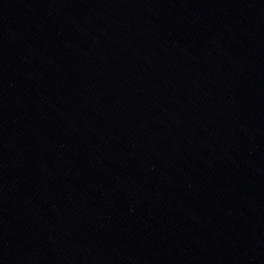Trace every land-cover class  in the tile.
Wrapping results in <instances>:
<instances>
[{
  "label": "water",
  "instance_id": "95a60500",
  "mask_svg": "<svg viewBox=\"0 0 264 264\" xmlns=\"http://www.w3.org/2000/svg\"><path fill=\"white\" fill-rule=\"evenodd\" d=\"M0 264H264V0H0Z\"/></svg>",
  "mask_w": 264,
  "mask_h": 264
}]
</instances>
